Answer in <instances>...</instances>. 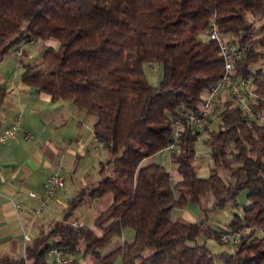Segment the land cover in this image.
<instances>
[{
    "label": "trees",
    "instance_id": "16d2710c",
    "mask_svg": "<svg viewBox=\"0 0 264 264\" xmlns=\"http://www.w3.org/2000/svg\"><path fill=\"white\" fill-rule=\"evenodd\" d=\"M249 16L263 22L256 26ZM211 20L222 39L248 47L234 75L253 83V113L223 91L200 131L184 121L170 154L180 175L173 182L164 166L143 162L167 146L179 111H200L224 72L219 47L207 37ZM48 40L57 45L42 49L38 61H24L22 51V82L94 116L93 135L106 155L99 180L76 191L62 219L27 243L23 258L0 252V264H54L46 258L52 247L73 264H264V0H0V62ZM145 64L161 65L158 86ZM5 93L0 78V110ZM200 133L212 162L206 178L194 164ZM243 191L242 213L223 229L204 218L172 219L189 204L205 213L208 194L212 209L235 206ZM105 195L111 203L92 226L76 220L81 204ZM243 227L249 231L235 245L221 238ZM125 228L133 239L104 252ZM203 238L231 250L212 252Z\"/></svg>",
    "mask_w": 264,
    "mask_h": 264
},
{
    "label": "crops",
    "instance_id": "0c3cea01",
    "mask_svg": "<svg viewBox=\"0 0 264 264\" xmlns=\"http://www.w3.org/2000/svg\"><path fill=\"white\" fill-rule=\"evenodd\" d=\"M37 44L23 45L24 61L40 57L42 49L27 52L25 48ZM43 44L56 45L52 40ZM21 73L13 53L0 62V78L6 88L0 110V132L11 124L18 127L15 139L0 144V252L17 259L24 257L27 243L42 230H48L56 209L70 200L66 182L73 176L81 178L88 167L78 169L77 165L102 151L87 149L93 136L94 120L90 115L71 102L51 101L46 94L25 85ZM90 119L91 127L88 126ZM54 169H59L64 177V188L50 199L47 210L36 216L31 208L38 204L43 183ZM175 179L180 180L177 172ZM29 192H35L38 198L29 197ZM15 203H22V208L15 209ZM25 235L28 241L24 240Z\"/></svg>",
    "mask_w": 264,
    "mask_h": 264
},
{
    "label": "built area",
    "instance_id": "2783aa9c",
    "mask_svg": "<svg viewBox=\"0 0 264 264\" xmlns=\"http://www.w3.org/2000/svg\"><path fill=\"white\" fill-rule=\"evenodd\" d=\"M207 37L211 41H215L219 47L224 62V72L215 87L205 97L203 105L198 113H192L187 110L178 112V115L173 120V133L170 137V141L165 148L159 151V154L161 155H164L165 153L170 155L175 151L176 145L180 142L184 121L191 123L199 131L205 126L207 119L216 109V99L223 91H227L231 99L237 105L242 107L245 115L249 116L253 113V83L249 79L234 75L235 63L246 55L248 47L246 45L228 43L226 40L222 39L216 30L214 20H211L209 23ZM22 51L23 47H20L13 53L18 68L21 67ZM17 129L18 127L16 124H11L9 127L2 130L0 132V144L15 139ZM103 147V142L95 135L92 136V141L87 144L88 150L96 152L103 150ZM64 185L65 180L60 173V170H52L43 183L38 204L31 208L32 213L37 216L45 212L49 206L50 199L54 198L58 192L64 188ZM28 195L33 199L38 198V195L35 192H29ZM14 206L15 209H21L23 205L22 203H15ZM248 231V227H243L241 231L222 234L221 238L228 240L232 245H235L241 232ZM24 240L28 241V236L25 235ZM46 258L54 264H73L72 257L55 247L50 248L46 252Z\"/></svg>",
    "mask_w": 264,
    "mask_h": 264
},
{
    "label": "rangeland",
    "instance_id": "374dc122",
    "mask_svg": "<svg viewBox=\"0 0 264 264\" xmlns=\"http://www.w3.org/2000/svg\"><path fill=\"white\" fill-rule=\"evenodd\" d=\"M249 19L251 21L256 22V26H259L263 19L254 20L253 17L249 16ZM55 42V41H54ZM44 42H38L35 46H25L26 51L30 52L34 49H37L38 51L40 49H44L47 46H44ZM56 43V42H55ZM57 45V43H56ZM55 45V46H56ZM54 46V47H55ZM40 57H37L36 61L39 60ZM264 63V60H262ZM144 72L149 80V82L154 85L158 86L161 78H162V67L158 64H145L144 65ZM217 115V114H216ZM92 120H95L94 116H91ZM88 122V126L91 127V120ZM206 134L200 133L198 135V138L195 142V151L197 155V159L195 161V165L198 168V176L202 178H206L210 174V169L212 168V162L207 156V153L209 151L207 145L205 144ZM177 150V148H176ZM101 151V150H100ZM106 152L104 150L101 151L100 154L95 155L91 154L88 158V160L81 161L77 168L80 169L82 166H88L86 169V173L82 175L81 178H75L72 174V178L66 182V192L69 191L70 193V199H72L76 193V191L81 188L86 182H96L99 180L98 175V162L103 161L105 159ZM149 162L151 163H157L162 166H164L171 175L172 181H176L175 174L176 169L175 166L172 164L170 160V155L168 153H165L164 155L155 154L150 157ZM72 173V172H71ZM222 176V175H221ZM85 180L83 183L82 181ZM82 182V184H80ZM213 196L211 194L206 195L204 199V204L206 207L205 213L200 209L197 205L189 204L185 206L182 209H175L172 212V219H175L177 217L184 218L186 220H192L197 221L200 219H205L212 228L215 230L217 229H223L226 227V225L231 220V217L233 214H241L243 207L246 205V192L243 191L240 193L236 200V205L231 206L228 205L223 209H212L213 207ZM111 203V196L105 195L101 198H96L92 201L86 200L83 204H81L75 211H74V217L76 220L80 223H83L87 226H92L94 218L99 215L102 211H104L107 206ZM67 204V203H66ZM66 206L58 207L55 211V215L53 219V222L61 220L64 213ZM134 236V231L131 228H125L121 234V236L114 237L111 243L108 245V247L104 250V252H108L109 250L117 247L119 244H121L124 240H132ZM203 240L206 242V246L212 251V252H219L222 250H231L226 245H220L217 243L214 239L210 238H203ZM49 261V260H48Z\"/></svg>",
    "mask_w": 264,
    "mask_h": 264
}]
</instances>
